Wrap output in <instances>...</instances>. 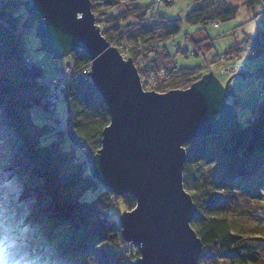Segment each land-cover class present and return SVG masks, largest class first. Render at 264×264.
<instances>
[{
	"label": "trees",
	"instance_id": "obj_1",
	"mask_svg": "<svg viewBox=\"0 0 264 264\" xmlns=\"http://www.w3.org/2000/svg\"><path fill=\"white\" fill-rule=\"evenodd\" d=\"M98 1H105L110 7L119 3L118 0H91L95 15ZM196 1L199 3L185 16L186 22H206L204 4L208 0ZM25 2L0 0V123L11 131V143L16 147L8 162L9 168L12 172L23 167L29 182L17 203L22 206L31 192L36 194L23 229L33 232L37 241L46 247L48 257L59 263L129 264L140 257L139 248L123 239L121 220L110 212L113 195L121 196L98 182L88 169L72 161L77 145L86 148L89 159L101 148L103 129L110 123L108 107L103 99L93 96L97 90L91 80L70 81L63 91L69 101L67 125L57 130L58 139L41 142L46 130L35 126L30 109L34 104H52L44 100L48 95L47 85L42 80L44 69L34 60L30 65L24 60V55H31L25 48L21 26L26 25V17L37 21V17L26 12ZM131 7L141 12V20L145 22V9ZM236 12L237 8L229 7L220 15L227 19ZM105 18L109 28L102 27L101 31L109 42L114 36H129L128 30L121 35L119 21H124L122 17L118 19L115 14H108ZM208 19L220 23L216 17ZM178 23L171 24L173 30ZM256 39L264 40V30ZM137 55L128 58H132L141 73L147 69V64L140 65ZM69 57L78 68L90 66L91 57L82 49L75 48ZM183 71L175 72L180 75ZM186 73L181 76L188 83L185 87L154 90L184 89L202 77L197 71ZM65 138L72 143L70 149L62 146ZM183 146L186 151L183 184L197 208L191 225L202 242L198 264H264V225L261 224L264 215V101L246 123L238 120L223 133L200 137ZM214 162L219 164L215 178L208 179L206 174L200 177L202 166ZM66 163L72 166L62 173ZM91 191L92 195L87 196ZM131 196H122L128 210L134 208Z\"/></svg>",
	"mask_w": 264,
	"mask_h": 264
},
{
	"label": "water",
	"instance_id": "obj_2",
	"mask_svg": "<svg viewBox=\"0 0 264 264\" xmlns=\"http://www.w3.org/2000/svg\"><path fill=\"white\" fill-rule=\"evenodd\" d=\"M24 7L37 17L41 48L54 59L75 48L91 57L88 74L110 123L89 174L118 196L135 198L120 218L123 239L140 251L129 264H198L202 242L191 225L197 208L183 184V144L236 124L227 99L236 96L229 80L237 73L224 85L208 72L184 89L145 90L132 58L102 34L91 0H26Z\"/></svg>",
	"mask_w": 264,
	"mask_h": 264
},
{
	"label": "rangeland",
	"instance_id": "obj_3",
	"mask_svg": "<svg viewBox=\"0 0 264 264\" xmlns=\"http://www.w3.org/2000/svg\"><path fill=\"white\" fill-rule=\"evenodd\" d=\"M249 1H253V4L247 5ZM118 2L110 7L105 1H98L96 22L101 28H109L105 18L108 14H115L118 19L122 17L124 21H119L123 30L121 35L128 30L129 36H114L111 45L117 47L125 59L129 55L138 54L140 59L137 62L142 66L147 64V69L140 74L145 90L171 86L183 88L188 83L181 76L186 75L187 71H197L202 76L213 72L224 85L235 72L224 74L222 69L231 64H243L244 69L236 72L229 80L236 96H229L227 103L235 107L237 120L242 123L254 117L256 108L264 101V40L256 39L257 34L264 30V0H208L204 4L206 22L185 21V16L198 5L196 0ZM131 6L145 9V22L141 20V12L133 11ZM229 7L237 8V12L235 16L225 19L220 14ZM210 16L218 18L220 23L214 25L208 19ZM174 21H179L176 30L171 25ZM36 25L37 21L26 17V25L22 26L25 48L31 59L39 63L45 73L51 74L58 64L66 63L69 57L54 59L52 54L44 51L36 33ZM120 41H126L127 45L119 47ZM227 54H231L233 59ZM180 70L184 71L178 75L175 71ZM93 96L102 99L98 92ZM68 104L64 92L60 91L56 105L39 103L31 107L30 114L35 126L46 130L41 137L42 143L58 139L57 130L65 127L68 122ZM7 133L9 131H5L4 125L0 124V136L8 138ZM11 141L12 138H9L6 146L0 147V264H75L59 263L48 257L46 247L37 241L35 234L23 229L27 217L24 206L27 201L22 206L17 201L19 194L29 187V182L26 181L23 167L17 168L12 176L8 162L14 156L16 147ZM61 143L64 149L72 146L69 138ZM75 152L74 156L83 159L77 146ZM71 166L66 163L62 173H66ZM218 170V163H207L202 166L200 177L206 174L208 179H214ZM89 193L87 196H91L93 191ZM131 197L135 206V198ZM124 211H129L126 209L125 198L113 195L110 212L120 219ZM261 224L264 225V215ZM252 235L261 236L260 233ZM132 252L136 254L135 250Z\"/></svg>",
	"mask_w": 264,
	"mask_h": 264
},
{
	"label": "built area",
	"instance_id": "obj_4",
	"mask_svg": "<svg viewBox=\"0 0 264 264\" xmlns=\"http://www.w3.org/2000/svg\"><path fill=\"white\" fill-rule=\"evenodd\" d=\"M6 24V22H4ZM214 25H218V22H213ZM7 25V24H6ZM22 28V26H21ZM111 43V42H110ZM126 46V41H120L118 46ZM227 56L231 59H233V56L231 54H227ZM24 60L26 64L30 65L32 64V59L29 55H24ZM229 60V59H228ZM229 67L222 69V72L224 74H232L234 72L242 71L244 69L243 64H236V65H228ZM231 66V67H230ZM234 68V69H232ZM77 70H79V73H77ZM91 71V63L90 66L87 68H78L76 65V62L73 58H70L61 68L55 70L53 73H43L42 80L46 83L48 88V95L45 97V101L49 104L56 105L59 99V93L60 91L64 90L67 85L70 83V81L78 78L87 79L92 81L91 74H88ZM141 73H139L140 75ZM141 78V77H140ZM77 147L80 149V153L83 157L78 158L77 156H74L72 158V161L74 164L81 165L82 168L89 169L91 159L87 156V151L84 146ZM30 202V201H29ZM32 203V202H31Z\"/></svg>",
	"mask_w": 264,
	"mask_h": 264
},
{
	"label": "bare ground",
	"instance_id": "obj_5",
	"mask_svg": "<svg viewBox=\"0 0 264 264\" xmlns=\"http://www.w3.org/2000/svg\"><path fill=\"white\" fill-rule=\"evenodd\" d=\"M99 3H101V2H99ZM95 17H96V15H95ZM97 23V22H96ZM98 25V24H97ZM99 26V25H98ZM101 28V27H100ZM102 30V29H101ZM102 32V31H101ZM138 68V67H137ZM80 69V68H79ZM139 71V70H138ZM77 73H79V70H77ZM141 73H143V72H141ZM65 90V89H64ZM64 90H62V91H64ZM1 124V123H0ZM2 125H4L3 123H2ZM5 128V127H4ZM9 131V133H7L8 135V138H3L2 136H0V147H5L6 146V144L8 143V139L9 138H13V135H12V133H10L11 131L10 130H8V129H6L5 128V131ZM13 172V174H12V176L17 172L16 170H14V171H12ZM11 172V173H12ZM22 194H24L23 192H22ZM30 201V202H29ZM35 201H36V194H35V192H31L30 193V195H29V197H28V199H27V203L28 204H30L31 205V207H29V208H25V209H27L26 211H27V216H28V214H30L31 212H32V209H33V205H34V203H35ZM32 202V203H31Z\"/></svg>",
	"mask_w": 264,
	"mask_h": 264
},
{
	"label": "crops",
	"instance_id": "obj_6",
	"mask_svg": "<svg viewBox=\"0 0 264 264\" xmlns=\"http://www.w3.org/2000/svg\"><path fill=\"white\" fill-rule=\"evenodd\" d=\"M110 14H112V13H110ZM68 57H69V55H68ZM70 58H71V57H69V58H68V60H69ZM64 64H65V63H64ZM64 64H63V63H61V64H58V65L56 66V68H55V69L57 70V68H59V67H62ZM53 72H54V71H53Z\"/></svg>",
	"mask_w": 264,
	"mask_h": 264
},
{
	"label": "clouds",
	"instance_id": "obj_7",
	"mask_svg": "<svg viewBox=\"0 0 264 264\" xmlns=\"http://www.w3.org/2000/svg\"><path fill=\"white\" fill-rule=\"evenodd\" d=\"M89 170V169H88Z\"/></svg>",
	"mask_w": 264,
	"mask_h": 264
}]
</instances>
